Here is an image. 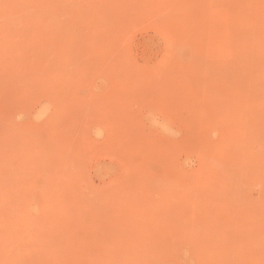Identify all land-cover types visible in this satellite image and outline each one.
I'll return each mask as SVG.
<instances>
[{
	"label": "rangeland",
	"instance_id": "374dc122",
	"mask_svg": "<svg viewBox=\"0 0 264 264\" xmlns=\"http://www.w3.org/2000/svg\"><path fill=\"white\" fill-rule=\"evenodd\" d=\"M0 264H264V0H0Z\"/></svg>",
	"mask_w": 264,
	"mask_h": 264
},
{
	"label": "bare ground",
	"instance_id": "6f19581e",
	"mask_svg": "<svg viewBox=\"0 0 264 264\" xmlns=\"http://www.w3.org/2000/svg\"><path fill=\"white\" fill-rule=\"evenodd\" d=\"M182 12H183V11H182ZM180 13H181V12H180ZM201 13H202V15H203V12H201ZM183 14H184V13H182V17H183L184 20H185V18H186L185 14H186V13L184 14V16H183ZM176 15H177V14H176ZM178 15H179V14H178ZM195 15H196V14H195ZM180 16H181V15H180ZM193 16H194V14H193ZM193 16H192V17H193ZM182 17H180V18H182ZM187 17H189V19L192 18L191 15H190V16H187ZM201 17H202V16H201ZM180 18H179V19H180ZM181 20H182V19H181ZM190 20L193 22L192 19H190ZM195 20H196V19H195ZM187 21H188V19H187ZM187 21H186V22H187ZM197 21H198V20H197ZM183 22H184V21H183ZM183 24H184V23H183Z\"/></svg>",
	"mask_w": 264,
	"mask_h": 264
}]
</instances>
